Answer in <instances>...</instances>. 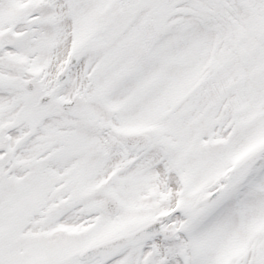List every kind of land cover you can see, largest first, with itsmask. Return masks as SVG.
<instances>
[{"label":"snow or ice","instance_id":"6c2138e0","mask_svg":"<svg viewBox=\"0 0 264 264\" xmlns=\"http://www.w3.org/2000/svg\"><path fill=\"white\" fill-rule=\"evenodd\" d=\"M0 264H264V0H0Z\"/></svg>","mask_w":264,"mask_h":264}]
</instances>
